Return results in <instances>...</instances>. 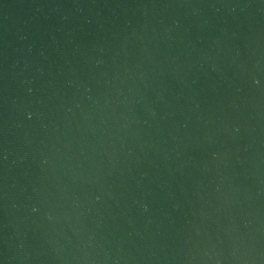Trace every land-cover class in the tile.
I'll use <instances>...</instances> for the list:
<instances>
[{"label": "water", "instance_id": "obj_1", "mask_svg": "<svg viewBox=\"0 0 264 264\" xmlns=\"http://www.w3.org/2000/svg\"><path fill=\"white\" fill-rule=\"evenodd\" d=\"M0 264H264V0H0Z\"/></svg>", "mask_w": 264, "mask_h": 264}]
</instances>
